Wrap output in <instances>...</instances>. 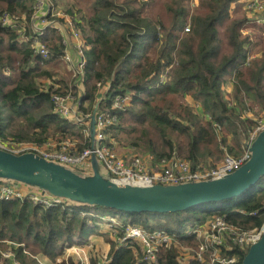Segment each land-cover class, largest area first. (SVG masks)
<instances>
[{
  "label": "trees",
  "instance_id": "16d2710c",
  "mask_svg": "<svg viewBox=\"0 0 264 264\" xmlns=\"http://www.w3.org/2000/svg\"><path fill=\"white\" fill-rule=\"evenodd\" d=\"M193 1L90 0L87 14L80 11L77 17L68 10L81 21L77 27L87 46L80 91L77 77L58 82L41 64L32 40L35 0H0V142L42 146L50 143L51 135L83 138L88 127L79 128L74 119L57 114L52 93L71 92L81 102L79 112L89 116L110 85L100 105L103 110L112 111L117 94L133 95L125 110L116 112L118 122L106 130L111 145L127 146L120 137L125 132L131 137L129 145L143 147L159 164L176 156L193 167L203 163L216 167L227 153L240 155L237 151L243 152L244 146L237 130L243 126L249 139L255 129L243 112L264 110V22H257L264 12H255L257 19L241 0H197L198 6L191 7ZM5 16L17 17L19 28L30 39L23 40L17 29L4 25ZM62 39L56 30L42 38L51 53L45 65L63 62ZM256 42H262L261 55L249 60L250 46ZM84 101L89 105L83 107ZM230 135L233 147L228 150ZM89 146L87 137L77 152ZM263 207L264 179L238 197L177 213H127L70 201L47 208L28 199L0 200V240L23 244L29 254L19 249L22 262L39 264L35 258L39 254L55 260L65 246L86 244L90 236L99 234L103 220L98 216L121 214L126 217L119 219L122 224L176 234L174 226L184 220L205 225L216 216L253 228L264 222ZM254 211L259 213L251 216ZM114 233L110 264H143L139 249L136 253L130 246L119 247L123 232ZM194 238L180 236L179 241L196 249ZM160 249L157 264H201L189 257L182 262L174 242ZM246 253H241V263ZM100 259L93 250L92 264Z\"/></svg>",
  "mask_w": 264,
  "mask_h": 264
},
{
  "label": "built area",
  "instance_id": "2783aa9c",
  "mask_svg": "<svg viewBox=\"0 0 264 264\" xmlns=\"http://www.w3.org/2000/svg\"><path fill=\"white\" fill-rule=\"evenodd\" d=\"M247 6L248 9L254 12H264L263 0H251ZM33 9L32 40L34 42L33 46L40 56L41 64L46 66L45 64L51 60L50 50L42 42V38L47 36L50 31L56 30L60 32L63 37L62 43L65 46L64 53L61 57L62 61L73 72L74 77H77L78 85H80L85 75V67L87 64V46L84 36L74 24L75 18L67 12H56L51 0H35ZM17 19V17L9 18L5 16L3 24L13 30L17 29L18 33H21L23 40H29L30 38L23 34L24 29L21 30L19 28ZM263 20L264 18L260 17L258 22L261 23ZM189 29V26L185 28L187 32ZM67 35L74 39V43L69 42ZM69 48L74 50L76 57L73 58L71 52L68 51ZM57 87L59 86L57 85ZM109 87L110 85L107 86V89ZM132 99L133 95L130 93L124 95L117 94L112 101V111H106L101 106L99 107L96 114V136L94 144L92 146L90 139V146L82 152H77L74 149L75 147L70 148L69 151H50L47 148L51 143L30 147L26 150L49 161L82 171H85L87 168L85 164L90 163L94 155L102 163L104 170L113 179L131 185H179L182 183L221 178L241 168L251 156L246 143L253 142L258 134L264 130V118H261L249 139H246L242 154L238 156L227 154L224 160L216 167L204 168L203 164H198L193 167L189 160L176 156L163 159L160 164L154 167L141 156H134L130 159L122 158L117 154L114 145H111L113 141L108 140L106 130L118 122L116 112L125 110ZM52 101L57 114L66 119H74L75 123L87 126V130L89 131V122H81V120H84L90 115L85 116L82 112H79L81 103L75 101L71 92H53ZM0 146H4L0 147L2 149L18 154L26 152L24 149H20V151L13 150L14 148L8 149L4 144ZM30 189L32 188L22 186L15 182L0 180V200L28 199L35 204H41L47 208L64 202L63 199L52 197L45 192L36 189L32 191ZM258 213V211H254L250 215L256 216ZM111 220L114 225H117L114 223L117 221L116 219L112 218ZM118 226L121 229L119 231L123 232V236L119 238L117 244H119V247L130 246L136 253H138L137 251L139 249L141 253L140 262L143 264H157L161 251L160 248L165 244L177 243L180 239L177 234L166 230H149L139 225H125L120 223ZM263 231L264 222L261 225L247 229L231 224L221 216H216L207 224L199 225L187 232V237L196 236L198 240V246L195 250H192L189 259H195L201 264H240L241 253L243 251L247 252L253 243L258 242L262 238ZM21 248H23L25 254H29L24 248V245L15 240H0V264H24L18 254ZM87 248L88 251L86 252ZM77 250L82 254L74 255L77 253ZM64 255L63 258L57 259L58 264H92V255L89 251V246L86 248L85 246L82 248L73 247L69 249V252L64 249ZM35 258L39 264H44L38 257ZM70 259H72V262H70ZM181 259L183 262L187 258L181 255ZM111 261L112 258L107 262L100 259L98 264H110Z\"/></svg>",
  "mask_w": 264,
  "mask_h": 264
},
{
  "label": "water",
  "instance_id": "95a60500",
  "mask_svg": "<svg viewBox=\"0 0 264 264\" xmlns=\"http://www.w3.org/2000/svg\"><path fill=\"white\" fill-rule=\"evenodd\" d=\"M104 99L98 101L89 117L81 120L89 122L92 146L96 136V114ZM246 146L250 159L236 171L217 179L179 185H131L111 176L104 178L94 155L92 174H86L32 152L18 154L0 148V180L45 192L64 202L127 213H177L238 197L264 179V130ZM241 264H264V231L262 238L249 247Z\"/></svg>",
  "mask_w": 264,
  "mask_h": 264
},
{
  "label": "rangeland",
  "instance_id": "374dc122",
  "mask_svg": "<svg viewBox=\"0 0 264 264\" xmlns=\"http://www.w3.org/2000/svg\"><path fill=\"white\" fill-rule=\"evenodd\" d=\"M120 1H123V0H120ZM195 1V3H194ZM191 4L193 7L195 5H197V0H194ZM52 4L55 6V11L56 12H68V10H73L72 12H75L77 14V17H79V12L81 14H87L88 10L90 9V0H51ZM248 6H246L247 8ZM255 13V12H254ZM16 14L20 15V16H23L24 14H21L20 12H17ZM257 19H258V16L257 14L255 13ZM165 18V17H164ZM79 21V20H78ZM81 22V21H80ZM258 22V21H257ZM264 22V20H263ZM185 32L187 33V31L185 30ZM261 43L262 42H256L254 45H251L250 46V49L249 51H251V53L253 52V55H251L249 57V60L254 58V57H258L261 55V51H262V46H261ZM46 69H48L50 72H52L53 74V77L58 81V82H62V80H66L67 82L74 77V74L72 71H70V69L68 68V66L65 64V63H56V64H49V65H46L44 66ZM75 78V77H74ZM227 87V91H231V88H230V85L227 84L226 85ZM178 100H179V97H178ZM99 101V100H98ZM98 101L96 102V104L98 103ZM181 101L183 102H186L187 104H189V99L186 98V97H181ZM96 104L94 106H96ZM89 105V103L87 104V106ZM250 109V108H249ZM247 109L245 110V112H243V118L245 120H247V122L249 121H252L253 122V127H256L257 126V123H259V120L261 118H264V110H262L261 108H255L254 110L253 109ZM69 120V119H68ZM71 121V120H70ZM72 122V121H71ZM237 123H240V121L238 120ZM74 125H76L77 127L80 128V124L78 123H73ZM243 126H241V129L237 130L238 131V134L236 135L240 142L243 144L244 146V142L246 141V136L244 134V131L243 130ZM78 129V128H77ZM141 129V127L139 128ZM84 137L83 138H77V137H69V136H66V137H63L61 136L60 134L58 135H51V138L49 139L50 140V143L49 144V147L47 148L48 150L50 151H57V152H60V151H64V150H67L69 151L70 148H73L75 147L74 149H76L78 151V148L77 146L81 143L84 142V139L88 137V134H89V131L87 130H84ZM125 132H123L122 134H120V137L122 139V141H124L127 146H123L122 143H117L115 142V148H116V151H117V154L120 155L122 158H127V159H130L134 156H141L145 159V161L151 163V165H155L156 163H158L153 155L151 153H148L147 151H145V149L143 147H140L141 149H134L133 146L129 145V139L131 137H127L125 136ZM230 138V141L228 142V150H230L231 147H233V144H232V139H231V135L230 137H228V139ZM237 140V138H235ZM248 141V140H247ZM6 143L4 144L8 149H13V150H19L20 149H29L30 147H37L36 145L34 144H22V145H17V144H13V143ZM3 144L0 142V145ZM76 144V145H75ZM0 147H4V146H0ZM243 148V147H242ZM29 151V150H26V152ZM238 153L237 154H241L242 153V149L238 150L237 151ZM227 154H230V153H227ZM163 160V159H162ZM223 160V159H222ZM221 160V161H222ZM220 161V162H221ZM159 164V163H158ZM220 164V163H219ZM218 164V165H219ZM99 169L101 171V174L103 175L104 178H110V174L109 173H106L105 170L103 169V165L101 162H99ZM203 166L204 168H208L209 166H207L205 163H203ZM81 171V170H80ZM84 172V171H83ZM32 191H35L34 189H30ZM115 214V213H114ZM97 216V215H96ZM115 216L117 218H115L114 216L111 217V216H107L105 215L104 217L102 216H98L100 217L103 221L101 222L102 225H105V226H108L109 229H111V231L113 232H117L120 229V227L118 226L119 223L122 224V222L119 220H126V217L122 216L121 214H115ZM116 219L117 221H115L114 223L117 224V225H114L113 222H111L112 220L111 219ZM146 221V219H145ZM153 221V220H151ZM166 222H170L168 220H166ZM129 225H132V224H129ZM141 226V225H139ZM199 225H195V223L193 222V220H184L182 223L178 224V225H175L173 230L176 232V234L180 237L182 236L183 239L187 238V231H189L190 229H193L194 227H197ZM165 231V230H164ZM93 236H90L89 237V240L87 241V243L90 242L91 238ZM194 240L197 241L198 243V240L196 239L197 237L194 236ZM86 243V244H87ZM192 243H195V242H192ZM176 245V247L179 249V251L181 252L182 255H184L186 258L190 257V253L192 252V250L195 248H193L192 246L188 245L187 243H181L179 240L177 243H174ZM91 245H96V241H92ZM85 246L88 247L87 245L85 244H72V245H67L63 248V252L61 254H59L55 260L53 259H50V264H58L57 263V259L58 258H63L64 255V249L67 250V252H69V249L75 247V248H79V247H83ZM88 251V249H86V252ZM81 255L82 253H80L79 250H77V253L74 254V255ZM40 256H42L45 260L48 259L47 256L45 255H42V254H39L38 255V258L40 259ZM102 259L107 262L109 259V253L108 251L105 252V254H102ZM43 261V260H41ZM70 262H72V259H70ZM65 264V263H64Z\"/></svg>",
  "mask_w": 264,
  "mask_h": 264
},
{
  "label": "crops",
  "instance_id": "0c3cea01",
  "mask_svg": "<svg viewBox=\"0 0 264 264\" xmlns=\"http://www.w3.org/2000/svg\"><path fill=\"white\" fill-rule=\"evenodd\" d=\"M240 2L243 3L246 6L248 3L251 2V0H241ZM234 6L235 5H233V7ZM67 39L69 40L70 43H74V39L71 36L67 35ZM68 51L71 52L73 58L76 57L75 52H74V50L72 48H69ZM80 84H82V83H80ZM79 89H80V91H83L84 87L82 85H80ZM103 91H104V94H103L102 97L99 98V100L101 98H104V97L106 99V95L108 93L107 89H104ZM189 103H192V102L189 101ZM87 104H88V101L82 102V106L83 107H86ZM196 108L198 109V106ZM244 146H245V142H244ZM114 147H115V145H114ZM85 166H87V168L85 169V167H83L85 169V171L84 170L83 171L86 172V174H92L91 162L88 163V164H85ZM22 186H24V185H22ZM92 236L93 237L91 238L90 242L87 244L89 246V251H90L91 255H92V251L93 250H94L95 253H97L101 257H102V254H105V252H107V251L110 254V252H111V243L110 242L112 240H114L115 233L113 231H111V229H109L108 226L102 225L100 233L92 235ZM92 241H96V245H91ZM40 260H43L42 262H44V264H50V259L49 258L47 260H45L42 256H40Z\"/></svg>",
  "mask_w": 264,
  "mask_h": 264
},
{
  "label": "bare ground",
  "instance_id": "6f19581e",
  "mask_svg": "<svg viewBox=\"0 0 264 264\" xmlns=\"http://www.w3.org/2000/svg\"><path fill=\"white\" fill-rule=\"evenodd\" d=\"M80 23V21H78V20H74V24L77 26L78 24ZM236 216V215H235ZM234 216V217H235ZM123 247H125V246H123ZM142 263V262H141Z\"/></svg>",
  "mask_w": 264,
  "mask_h": 264
}]
</instances>
